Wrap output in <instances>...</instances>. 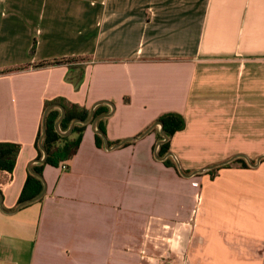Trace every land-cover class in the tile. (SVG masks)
Instances as JSON below:
<instances>
[{
    "label": "crops",
    "instance_id": "0c3cea01",
    "mask_svg": "<svg viewBox=\"0 0 264 264\" xmlns=\"http://www.w3.org/2000/svg\"><path fill=\"white\" fill-rule=\"evenodd\" d=\"M63 57L83 60L34 66ZM58 97L105 108L109 146L80 123L67 168L45 164L18 206ZM170 111L185 125L160 157ZM0 142L20 145L0 264H264V0H0Z\"/></svg>",
    "mask_w": 264,
    "mask_h": 264
},
{
    "label": "trees",
    "instance_id": "16d2710c",
    "mask_svg": "<svg viewBox=\"0 0 264 264\" xmlns=\"http://www.w3.org/2000/svg\"><path fill=\"white\" fill-rule=\"evenodd\" d=\"M36 47V40L33 41V44L30 48L29 53L33 54ZM83 58L81 57H63V58H55L48 61H42L34 65L35 67L41 66H50V65H57V64H65L69 62H78L82 61ZM27 65L18 67V70L26 68ZM80 76L74 81V85L77 86L78 82L81 80ZM51 104H59L64 108L65 115L59 123V126L62 130H66L70 123L74 119L85 120L89 115V110L83 106H79L77 104L70 103L66 101L64 98H55L49 101H46L44 105V110L47 106ZM106 109L102 106H98L94 110L93 117L98 116L99 114L105 113ZM60 115V110L57 108H53L47 111L44 114L42 123L38 129L36 139L34 145L37 149V156L36 159L42 157V151L38 146L39 139L42 133V127H44L45 132L42 138V145L46 150V159L44 163L35 164L32 169L41 174L42 167L45 164H49L52 166H57L60 163H63L66 160H69L77 150V147L80 143V139L82 133L85 129L84 124H74L72 132L69 136H61L59 133L56 132L54 124L56 119ZM160 121L162 122V129L165 135L168 137V140L159 144L157 155L163 157L169 151V139L170 137L177 131H180L184 128L185 120L184 117L177 113V112H165L158 116L155 122ZM97 128L105 134V126L104 121L99 120L97 122ZM73 136V137H72ZM161 135H158V139H161ZM62 142V145L58 143ZM95 142L97 146H102V138L99 134H95ZM20 149V145L17 143H10V142H0V192L4 185L8 184L11 181L12 170L14 168L16 157L18 151ZM240 160V161H239ZM164 164L167 166L175 167V164L170 160L169 157H166L163 160ZM238 163L240 165H246L243 159H238ZM43 187V180L32 173L28 172L26 175V179L22 190L18 197V204L27 199H33L37 195L40 194Z\"/></svg>",
    "mask_w": 264,
    "mask_h": 264
},
{
    "label": "water",
    "instance_id": "95a60500",
    "mask_svg": "<svg viewBox=\"0 0 264 264\" xmlns=\"http://www.w3.org/2000/svg\"><path fill=\"white\" fill-rule=\"evenodd\" d=\"M99 103H107V104L110 105V107H111L112 110L114 109L113 104H112L111 102H109V101H98L95 105H97V104H99ZM95 105H94V106H95ZM52 108H58V109L60 110V116H59V117L57 118V120L55 121L54 127H55V130H56L60 135H62V136H66V135H68V134L72 131L73 125H74L75 123H84V122H87V121L89 120V118H91V116H93V110H92L93 107H92V108L90 109V113H89V116H88L87 120L84 121V120H80V119H74V120L71 122L69 128H68L66 131H62V130L60 129V127H59V123H60L61 119H62V118L64 117V115H65L64 108H63L61 105H59V104H51V105L47 106V108H46L45 111H44V114H45L47 111H49L50 109H52ZM110 114H111V112L102 115V117H103V116H104V117H105V116L107 117V116H109ZM99 118H100V117H95V118L93 119V122H92V125H93V126L96 125V123H97V121H98ZM155 124L159 126L160 134L163 136V140L160 141V142H164V141H166V140H167V136H166L165 133L163 132V129H162V122L157 121ZM94 131H95L96 133H98L99 135H101V137H102V139H103V141H104L105 147L108 148L109 145H108V142H107V140H106L104 134H102V132H101L99 129H97V128L94 129ZM44 132H45V129H44V127H42V133H41V137H40V139H39L38 145H39V148L41 149L43 155H42L41 158H39V159H35V162H39V163H44V162H45V159H46V155H47L46 150H45V148L43 147L42 142H41V141H42V137H43V135H44ZM137 138H138V137H130V138H126V139H124L123 141L117 143L116 145H120L121 143H123V142H125V141L134 140V139H137ZM249 164L252 165V163H250V162H249ZM28 171H29L30 173H32L33 175H35V176H37V177H39V178L42 179L41 175H40L39 173L33 171L32 168H31V166L28 168ZM182 175H185V174L182 173ZM44 189H45V185H44V182H43L42 191L40 192L39 195H37V196H36L35 198H33V199H27V200H24V201L20 202V203L18 204V206H23V205H26V204L31 203V202L34 201V200H37V199L43 194ZM0 208L3 209V207H2V194H1V192H0Z\"/></svg>",
    "mask_w": 264,
    "mask_h": 264
},
{
    "label": "built area",
    "instance_id": "2783aa9c",
    "mask_svg": "<svg viewBox=\"0 0 264 264\" xmlns=\"http://www.w3.org/2000/svg\"><path fill=\"white\" fill-rule=\"evenodd\" d=\"M61 167L63 169H66L67 168V166L64 163L61 164ZM193 184L194 185H197V183H195V182ZM162 260H163L164 264H175L173 262L172 258H170L168 255H166L164 258H162Z\"/></svg>",
    "mask_w": 264,
    "mask_h": 264
}]
</instances>
